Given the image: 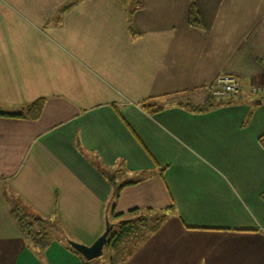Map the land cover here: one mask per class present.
<instances>
[{
  "label": "crops",
  "instance_id": "1",
  "mask_svg": "<svg viewBox=\"0 0 264 264\" xmlns=\"http://www.w3.org/2000/svg\"><path fill=\"white\" fill-rule=\"evenodd\" d=\"M133 1L0 0V264H84L32 248L18 204L85 245L111 205L164 212L122 264H264V0ZM222 74L242 90L213 96Z\"/></svg>",
  "mask_w": 264,
  "mask_h": 264
},
{
  "label": "trees",
  "instance_id": "2",
  "mask_svg": "<svg viewBox=\"0 0 264 264\" xmlns=\"http://www.w3.org/2000/svg\"><path fill=\"white\" fill-rule=\"evenodd\" d=\"M123 5L126 6L128 13L131 12V4L133 5V0H119ZM189 24L192 26L200 27L202 26V21L196 9L194 3L190 5L189 8ZM45 98H38L31 102L26 108L25 113L22 111L9 113L7 115H14L18 117H32V118H39L42 109L44 107ZM210 101L208 102V104ZM212 103V102H211ZM146 111L149 113H154L162 109L160 106H153V105H145L143 106ZM198 110H201V106H197ZM259 141L261 145L264 147V134L259 137ZM105 175L109 178L111 183L115 185V176L111 174V171H104ZM144 176H139L133 180H127L124 182L120 187L116 188L115 194L116 196L119 195L120 191L128 185H132L138 183L140 180L143 179ZM264 198V193H263ZM113 209H111L113 220H120L117 222L111 221L110 218L107 220L110 224L113 225L111 229L107 242L104 246L103 252L108 249L111 252L110 260L112 264H117V261L121 264L127 259V257L132 253L135 247H132V251L128 254V246L130 244V239H135L136 236L143 235L141 237V241L145 239V237L155 232L164 221L166 215L162 211H157L152 208H145L140 210L139 208H135L129 211V218H125V214H117ZM140 210V211H139ZM11 214L16 221L19 231L23 238L29 243L32 242L34 246L38 247L41 251H44L49 243L51 242L49 233L46 229H44V225L47 224L49 220L44 219L43 217L36 214L31 209L18 204L17 206L13 207L11 210ZM50 223V221H49ZM41 227H43L41 229ZM140 241V242H141ZM68 248L75 252L84 262V264H90V260L85 259L79 252H77L74 248L71 247L69 242L67 243ZM128 248V249H127ZM128 254V255H127ZM120 258V261L118 260Z\"/></svg>",
  "mask_w": 264,
  "mask_h": 264
},
{
  "label": "rangeland",
  "instance_id": "3",
  "mask_svg": "<svg viewBox=\"0 0 264 264\" xmlns=\"http://www.w3.org/2000/svg\"><path fill=\"white\" fill-rule=\"evenodd\" d=\"M111 174H113V176H115V178H119V177L123 178L122 176L124 174V170H122L120 168H116L115 170L111 171ZM109 207H110V209H112V205L109 206ZM109 218H110L111 221H115L117 223H118V221H120V220H113L111 211L109 212ZM46 223L47 224H45L43 227L49 233L50 239L52 241L53 240H57V241L59 240V241L65 242V243H68L70 240L71 241H75V240L71 239L68 236L67 230H63V228H62V226L60 225L59 222H55L54 221V222H50L49 223V221H48ZM43 227H41V229ZM142 236L143 235L136 236V238L133 239V240L130 239V244L128 245L130 247V249L127 248L128 249V254L130 253V251H132V247L134 248V247H136L139 244V242L141 241V237ZM29 244L31 245L32 248H34L32 242H29ZM36 250H38V249H36ZM110 255H111L110 250L106 249L100 257L90 260V262H91L90 264H112L111 260H110ZM118 260L120 261V258H118ZM117 264H121V263L117 261Z\"/></svg>",
  "mask_w": 264,
  "mask_h": 264
},
{
  "label": "built area",
  "instance_id": "4",
  "mask_svg": "<svg viewBox=\"0 0 264 264\" xmlns=\"http://www.w3.org/2000/svg\"><path fill=\"white\" fill-rule=\"evenodd\" d=\"M206 89L215 97L226 98L242 90V81L232 74H222L215 81L206 85ZM250 91L254 95L264 97V84H254Z\"/></svg>",
  "mask_w": 264,
  "mask_h": 264
},
{
  "label": "water",
  "instance_id": "5",
  "mask_svg": "<svg viewBox=\"0 0 264 264\" xmlns=\"http://www.w3.org/2000/svg\"><path fill=\"white\" fill-rule=\"evenodd\" d=\"M258 102L260 103L261 100H258ZM112 228L113 225L107 220L104 232L91 245H85L71 240L69 244L87 260L98 258L103 254L104 246Z\"/></svg>",
  "mask_w": 264,
  "mask_h": 264
}]
</instances>
